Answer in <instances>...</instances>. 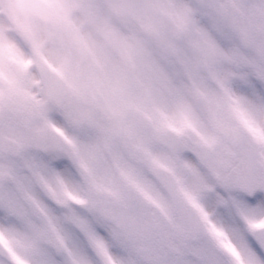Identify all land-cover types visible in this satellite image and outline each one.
<instances>
[{
	"label": "snow or ice",
	"instance_id": "obj_1",
	"mask_svg": "<svg viewBox=\"0 0 264 264\" xmlns=\"http://www.w3.org/2000/svg\"><path fill=\"white\" fill-rule=\"evenodd\" d=\"M197 5L0 0V264H264V0Z\"/></svg>",
	"mask_w": 264,
	"mask_h": 264
}]
</instances>
